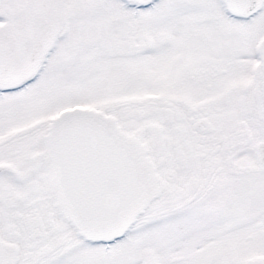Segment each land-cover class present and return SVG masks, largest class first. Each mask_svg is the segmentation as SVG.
Wrapping results in <instances>:
<instances>
[{
    "label": "snow or ice",
    "instance_id": "obj_1",
    "mask_svg": "<svg viewBox=\"0 0 264 264\" xmlns=\"http://www.w3.org/2000/svg\"><path fill=\"white\" fill-rule=\"evenodd\" d=\"M0 264H264V0H0Z\"/></svg>",
    "mask_w": 264,
    "mask_h": 264
}]
</instances>
